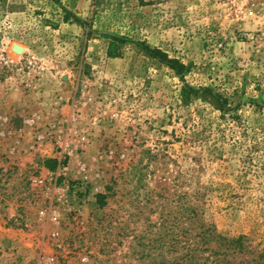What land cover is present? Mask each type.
Instances as JSON below:
<instances>
[{"label": "rangeland", "instance_id": "obj_1", "mask_svg": "<svg viewBox=\"0 0 264 264\" xmlns=\"http://www.w3.org/2000/svg\"><path fill=\"white\" fill-rule=\"evenodd\" d=\"M197 222L264 264V0H0V264H168Z\"/></svg>", "mask_w": 264, "mask_h": 264}, {"label": "trees", "instance_id": "obj_2", "mask_svg": "<svg viewBox=\"0 0 264 264\" xmlns=\"http://www.w3.org/2000/svg\"><path fill=\"white\" fill-rule=\"evenodd\" d=\"M108 37L110 41L106 50L109 54L116 55L118 46L123 43V38L116 35ZM145 51L148 55L166 62L172 68L179 70L180 67H183L177 60L168 59L158 49L145 47ZM191 214L190 219H197V214L194 212ZM180 232L182 237L181 251L177 255L172 254L167 259L168 264H249V261L254 262L255 260L246 258L248 250L242 236L229 238L217 233L211 225L205 226L200 222L193 226L188 225ZM205 251H208V254L204 255Z\"/></svg>", "mask_w": 264, "mask_h": 264}]
</instances>
